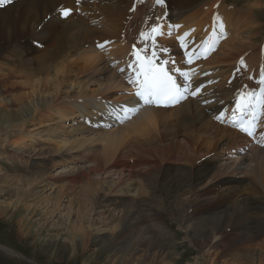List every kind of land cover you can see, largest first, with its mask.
<instances>
[{
  "label": "bare ground",
  "instance_id": "obj_1",
  "mask_svg": "<svg viewBox=\"0 0 264 264\" xmlns=\"http://www.w3.org/2000/svg\"><path fill=\"white\" fill-rule=\"evenodd\" d=\"M101 1L106 8L104 18L95 11L91 0H79V3L77 0H7L0 6V74L4 73V66L17 63L20 70H16L15 81L10 83L14 89L21 90L11 101L0 97V159L7 150L13 160L22 164L27 162L31 154L41 158L37 160L50 162L49 165L42 163V171L12 178L15 199L7 203L1 202L0 213L8 212L7 208L11 204L22 203L32 194L40 198L50 196L51 194L46 193L48 190L58 189L56 197L59 202L67 196L68 191H72L83 181V188L86 189L83 195L87 198L83 203H76L78 219L81 220L107 205L122 206L126 211L125 217L130 220L129 229L139 233L136 236L130 234V241L125 244L127 251L133 250L136 253L140 246L141 255L146 257L150 249L161 251L162 248L156 237L151 238L149 232L139 228L142 221L138 218L140 211L168 209L177 215L175 217L182 224L186 221L183 214L197 208L201 212L200 217L186 228L192 231V238L198 247L204 248L206 252L210 249L217 250V255L223 257L235 243H241L243 248L256 247L260 250L258 257L243 253L240 258L246 259L244 262L240 258H233L231 252L227 253L230 259L219 263L214 256L210 264H231L232 261L251 264L250 261L254 262L255 259L264 264V147L258 143V146L249 144L252 140L213 119L215 113L232 114L235 117L234 114L240 109L232 102L241 92L242 83L228 89L225 84L228 77L218 73L216 79L193 95L196 85L191 81L198 78L193 72L204 68L191 66L193 72L188 71L189 65L198 62L192 58L191 63L187 62V55L192 51L184 46L186 52L183 57L186 59L183 62L178 59L173 61L175 54L172 52L169 55L171 51L167 54L159 42L161 33L177 28L178 24L173 23L174 19L192 14L191 11L196 13L197 10L208 14L207 19L204 18L207 24H211L213 18L221 16L228 22L230 19L237 20V29L246 26L247 29L243 31H248V38L251 40L257 37L252 32L254 24L251 16L242 11L235 16H232L230 10L223 11V0H164L162 3H157V0ZM253 2L255 5L260 1ZM65 9L71 10L68 16L62 14ZM131 26L134 32L139 29L140 34L136 38H130L127 43L126 33ZM154 27L158 28L157 33L151 32ZM240 38L226 42L229 49L222 58L230 57L229 61L234 60L233 66L237 63L246 70H256L264 65V48L257 51L254 47L245 45V40L241 41L244 37ZM201 42L196 41L194 47L199 48ZM136 47L142 51L147 49L146 54L150 56L155 51V60L178 74L179 80L187 88L184 92L185 102L169 108L140 106L136 102L133 83L129 82L134 80L131 71L135 72L136 68L131 60V53ZM102 49H110V57ZM112 56L116 66L111 65ZM109 67L111 70H108ZM177 69L180 71H176ZM181 72L187 73L189 84L181 78ZM4 76L9 77L8 73H4ZM116 90L124 95L116 101H109L108 96ZM211 99L214 102L203 107L204 101ZM206 107L207 113L203 110ZM131 109L138 111H129ZM42 111L55 115L58 123L24 131L25 125ZM117 116L123 118L120 123L115 121ZM137 138H142L143 142L136 140ZM260 138H264V133ZM130 141L133 143V150L137 147L148 150L147 153H155L152 156L154 160H179L180 163L176 164L178 166L170 165V169L177 174L186 168L183 174L190 172L192 176L187 179L183 178L184 175L181 178L178 175L164 178L163 182L168 187L162 188L161 200L155 202L153 192L158 190L153 188L162 183L161 169L153 163L152 167L145 166L140 170L146 179L144 183L149 181L147 183L153 184L147 188L150 191H146L152 195V199L147 200V203L142 202L137 199L142 194V188L122 181H132L137 173V159L128 162L121 158L130 148ZM44 142L50 147L41 148ZM82 148L89 152L95 148L94 151L98 150L97 157L89 161L88 155L80 153L79 149ZM183 160L185 164L182 163ZM100 162H104L106 174L117 173L120 177V180L111 182L112 185L107 187L109 194L114 197L101 194L99 184L89 176L94 171H101ZM46 165L48 168H45ZM56 165L59 169L53 172L55 169L52 168ZM81 176L83 180L80 179ZM8 181V176L1 175V184ZM61 181L64 183L60 184ZM218 185L224 186L223 189L219 190ZM35 188L40 189L34 190ZM247 188L252 192L256 190V196L246 192ZM211 193L214 197H208ZM182 196L191 197L194 202L174 203L175 199ZM69 202L71 210L75 201L70 199ZM192 213L189 219H193ZM78 228L82 243L86 228ZM159 258H162L160 254ZM158 259L156 258V263Z\"/></svg>",
  "mask_w": 264,
  "mask_h": 264
},
{
  "label": "rangeland",
  "instance_id": "obj_2",
  "mask_svg": "<svg viewBox=\"0 0 264 264\" xmlns=\"http://www.w3.org/2000/svg\"><path fill=\"white\" fill-rule=\"evenodd\" d=\"M236 1L239 3V5L242 6V8L239 10L236 7L233 8L231 5V4H235ZM223 2L224 4L226 2V8L232 7V9H230V11L232 12V16H235L239 11L248 13L251 16L250 18H252L254 24V30L252 32L253 34L255 33L257 37L249 40L248 31L247 30L245 32L243 31L247 29L246 26L239 27V29H237L238 21L235 19H230L229 25H227L228 27L225 29L228 38L225 39V41H223L221 45L214 52H209L204 54L199 53V56H197L196 58L198 62L189 65V68H187L188 71L189 70L192 71L191 66L196 68L198 67L204 68V70L202 71H198V69H195L194 72L192 71L193 74L197 75L198 77L197 79L191 81L195 85L196 82L199 80L200 75L204 71L207 72V69L209 68L213 69V73L211 74L212 80L217 78L218 73H223L224 76L229 78L231 74L235 73L233 72V70H236V73L238 74H235L233 76V80H232L233 82L228 83L226 81L228 78L225 80V84L227 85L228 89L233 88L234 86H236L241 82L243 76L242 75L240 76L239 75L240 73L237 72V69L240 68V66L237 63H235V65L233 66L234 60L231 59L229 61L230 57L222 58V55L225 53V51L229 49V45L226 44L227 41L240 37H241L240 39H242V37H244V39H242L241 41L245 40L246 42L245 45L248 44L250 47L254 46V49H257V51H259V49L257 48L258 44H259L258 46L259 48L260 46L262 47V45H264V39H263L264 38V0H258L259 3H256L255 5L253 0H223ZM91 3L95 11H97V13L100 15V17L104 18L106 8L103 6V2L101 0H91ZM251 3H253V5H251ZM226 8L223 7L222 10L229 11ZM195 9L197 10L198 8ZM197 11H195L196 13L191 11L192 14L181 15L178 19H174L173 23L178 24L177 28H172L174 29L173 31H171L172 29H168L167 32L161 33L159 35V38L161 40L159 42H161L162 45L164 46L165 52L167 54L170 53L169 55H171L172 52H173L172 54H175V57L172 58L173 61L178 59V61L183 62L186 59L183 57V54L186 52L184 50V46L187 47L192 52H194V50L199 49V48L196 49V46L194 47V45L196 41L201 42L204 38L203 35L207 33V22L204 18H206V15L208 14L205 12H203L205 13L203 14L202 10L199 12ZM132 19H133V14L131 20ZM240 23L242 25V22ZM186 30L188 31L186 32ZM139 34H140L139 29L134 32L133 26H131L129 28V31H127L126 33L127 43L130 38H136L139 36ZM181 34L183 35L181 36L183 38V44H184L183 47L181 46V40L178 39L181 38L180 37ZM237 45L240 44H235V46ZM113 47L115 48L116 45L115 46L113 45ZM102 50L107 57H110L111 55L109 53L111 51L110 49H102ZM241 52L247 53L248 51H241ZM187 56L189 57V54ZM113 57L114 56H112L113 64L111 63V65L116 66L117 64L115 63L116 61H114ZM191 58L195 59L193 56ZM177 64L180 65L179 63ZM232 66L233 69H231L229 72V69ZM111 67H109L108 70H111ZM73 68H76V66H73ZM3 69H4V73L5 74L8 73L9 77L8 78L5 77L4 73L0 74V97L1 98L5 97L7 98L8 101H11L14 95H17L19 92L21 93V90H19L18 88L14 89V87H12L13 85H11L10 83L11 81H15L14 75L17 74L15 72L16 70H20V69L17 63L15 62H13V66L11 65L4 66ZM240 69H241L240 72H244L246 70L242 68ZM181 78L185 79V77L183 78V76H181ZM188 78L189 77H187V79ZM19 80L20 78L17 79V81ZM199 82L201 81L199 80ZM123 95H124L123 92L116 90L114 91V93L110 94L108 98L109 101H116L119 98H121ZM212 102L213 101L211 99L208 100L206 104ZM204 105L205 104H203V107ZM203 110L207 113V107L203 108ZM55 123H58V120L56 119L55 115H50L48 114V112L42 111L41 113L36 115V117L32 121H30L25 125L24 131L44 128L47 125H54ZM136 140L143 142L142 138L140 139L137 138ZM44 143L45 144L42 145L41 148L46 149V147H50L49 144H46L47 142ZM128 145L130 148H128L124 152V154H122L121 158L122 160H127L128 162L130 160L137 159L138 163L136 165L138 168L136 169L137 173L134 174L133 176L134 178L132 177V181L131 179H127V181L126 179H124L122 181H125L126 184H129L131 186L133 185L136 186L137 188L138 187L142 188V194L140 197L137 196V199L147 203L149 200L152 199V195L146 193V191L149 192L150 190L147 188L148 186H151L153 184L147 183L149 181H145L144 183V180L146 179L142 175L140 169H143L145 166L152 167L153 164L159 165L156 167H159V169H161L160 176L162 177L161 179L162 183L161 185H159L160 182L158 184L160 188L159 186L158 187L155 186L153 188V190L156 189L158 190V192L155 191L153 192L154 194L153 201L159 202L161 200L160 197L162 194L161 193L162 188L164 186L166 188L168 187V184L163 182L164 178H167L168 176L176 177V175H178L181 178L182 175H184L183 173L184 171H186V168L184 170L179 171L176 174L175 170L172 171L170 169L171 168L170 165H173V167H177L178 165L176 164L180 163L179 160L177 161L175 160L171 162L169 161L163 162L161 158L154 160L152 156L155 155V153L153 152L147 153L148 150L137 147L136 148L134 147L135 149L133 150L132 149L133 146H131L133 145V143L131 141L128 142ZM94 149L95 148L91 149V151L89 152L87 149L82 148L79 149V151L80 153L86 154V156L88 155L89 161H93L98 154V150L94 151ZM6 151L3 158L1 157L0 159V178L1 175L3 177L8 176L9 181L7 183H2V184L0 183V203L1 202L7 203L8 201L15 199L16 196V193L14 191L15 185L12 184L13 182L12 178H20L23 176L22 174L25 175L27 173H31L35 171L36 172L42 171L41 168L44 166L42 163L43 162L46 164L50 163L49 161L46 160H37L41 158H38L37 156L31 154V157L27 160V162H25V164H22L19 163L18 161L13 160L12 156L9 155L10 153ZM198 161L199 160H195V162ZM100 163H101L100 170L102 172L94 171L89 176L90 178H93V180L95 179L94 181L99 184L98 188L101 191V194H107L111 197H114V195L109 194L107 187L108 186L110 187L113 181L120 180L119 179L120 177H118L117 173L111 172L109 174H106L104 172V167H105L103 164L104 162H100ZM182 163L185 164V161L183 160ZM161 164L162 166H160ZM48 165H46L45 168H48ZM52 169L53 170L55 169V171L53 172H56L57 169H59V166L56 165ZM161 173L163 176L161 175ZM93 174H95V176H93ZM185 175L183 178L187 179L189 176H192V173L190 172L185 173ZM80 179L83 180V177L81 176ZM59 183L63 184L64 181H61ZM84 186L85 183L83 181L80 182L79 184L76 185L75 188H73L72 191H68L69 194L67 193V196L63 197L62 200H60L59 202H57V197H56V193H57L56 191L58 189L46 191V193L51 195L50 196L47 195L43 197L41 196V198L40 196L38 197V195L32 194L31 197L28 196L27 198H25V200L22 201V203H18L17 205L11 204V206L7 208L8 212H4L2 214L0 213V264H169V263L210 264L214 256H216V261L219 263L223 260L226 261L230 259L231 257L230 255H227V253H231V252L233 254V258L235 257L240 258V256H242L243 253L252 254V257H258L257 256L258 254L260 256V250L258 251V248L256 247L243 248L241 243H235L232 246V248H229L228 251L226 252L225 257L217 255L218 252L217 250L210 249L206 252L204 248L198 247L194 243L195 241L193 240L194 238H192L193 237L191 234L192 231L186 228L188 224L196 222V219L200 217L201 212H199L200 210H197V208H195L194 210L196 214L194 213V211H192L193 213L185 212V214H183V217L185 216L184 218L186 219V221L182 224H180V222L177 220V217H175L177 215L172 214L168 209L157 210L156 208L155 212L152 210L140 211V213L138 214L140 216L138 218H140V220L142 221L139 225V228L147 231V233L149 232L151 238L154 239V237H156L155 238L156 241H158L159 244L162 245V248L160 249L161 251H158V249H150L146 257L141 255L142 252L140 251V246L138 247V251L136 253H134L133 250L127 251L125 249V244L129 243L130 234L133 233L136 236L139 235V233L137 231L135 232V230L131 231V229H129L128 225L130 226L129 224L130 220H127V218L125 217L126 211L122 206L116 204L107 205L106 207L99 208L95 212H92L91 215L89 214L82 217L83 219L81 218V220L78 219V215L76 214L75 211L78 208V205L76 203L79 202L83 203L87 198L85 197V195H83L86 192V189L83 188ZM218 186H219V190L223 189L224 187V186L222 187V185H218ZM39 189L40 188H35L34 190H39ZM135 190L133 192H135ZM250 190L251 189L247 188L246 192L250 193L253 196H256L257 191L253 190L252 192V190L251 191ZM133 192L131 191V193ZM92 197L93 199H97L96 196H92ZM202 197L206 198L204 196ZM208 197H214V196L211 193V195ZM70 199H74L75 201V204L71 206V210L68 207V205L70 204L69 202ZM50 200L52 202H49ZM193 202H194L193 198L191 197L187 198L186 196H182L174 200V203L177 204L180 203L191 204ZM11 211H13L14 213ZM8 213L10 216L8 215ZM190 213L193 214V215L191 214L193 216V219L192 218L189 219ZM81 226H84L86 228V233L84 234V241L82 243L80 242V236L78 232L79 231L78 227ZM128 229L130 232L128 231ZM72 235L75 237V239ZM72 240L75 241L73 242ZM2 248L12 251L13 254L12 252L11 253L7 252L5 249ZM159 254L160 256H162V258H159ZM156 258L157 259L159 258L157 260V263H156ZM241 260L244 262L246 259L240 258V261ZM250 262L251 264L253 263L262 264L259 260L256 259L254 260V262L253 261ZM230 263L239 264L236 261H232Z\"/></svg>",
  "mask_w": 264,
  "mask_h": 264
},
{
  "label": "snow or ice",
  "instance_id": "obj_3",
  "mask_svg": "<svg viewBox=\"0 0 264 264\" xmlns=\"http://www.w3.org/2000/svg\"><path fill=\"white\" fill-rule=\"evenodd\" d=\"M7 0H0V6L6 3ZM79 3V0H77ZM157 3H162V0H157ZM70 9L63 10L62 14L68 16L70 14ZM152 33H157L158 28L154 27L151 29ZM144 34L142 33V36ZM181 40V46L183 47V38H178ZM102 47V45H101ZM143 55L140 53L134 52L133 55L136 56V72L135 79L130 80V83H135L137 85V90L134 93L135 97L139 98V101H143L146 105L156 104L160 106L161 102H166L164 106L169 104L178 103L180 99L184 98V92L187 91V88H182L180 84L177 83V80L169 71L165 70L162 66H159L155 63L156 52L153 51L151 56L147 55V49L144 50ZM196 56L195 52L189 54L188 63H191V57ZM164 63H167L165 61ZM176 71H180L177 69ZM182 76L187 79V73H180ZM260 91L257 96L255 93H248L247 96L250 99L245 100L243 104H237L238 109L240 110H251L250 114L252 119L247 123H242L239 125V130L251 136L254 133L256 127V108L264 110V78L260 80ZM193 95L196 93L193 92ZM242 95H244L242 93ZM138 101V102H139ZM129 111H138V109H131Z\"/></svg>",
  "mask_w": 264,
  "mask_h": 264
}]
</instances>
